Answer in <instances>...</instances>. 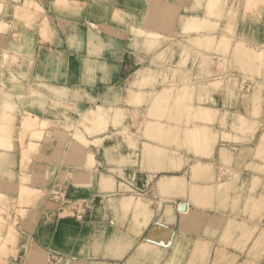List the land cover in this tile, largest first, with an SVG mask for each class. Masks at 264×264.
Instances as JSON below:
<instances>
[{
  "label": "crops",
  "instance_id": "crops-1",
  "mask_svg": "<svg viewBox=\"0 0 264 264\" xmlns=\"http://www.w3.org/2000/svg\"><path fill=\"white\" fill-rule=\"evenodd\" d=\"M36 1L44 7L43 13L48 18L51 34L43 39L39 25H35L34 28L25 24L15 25L14 13L0 15V20L8 21L10 25L7 29L0 30V69L4 66L2 53L5 51L14 53L20 57V66L10 67L4 74L7 77L16 75L22 80L18 81L17 91L30 80L36 83L76 87L80 89L77 93L79 97L76 99L83 102L77 104L84 108L97 104L108 105L109 103H105L106 94L112 90L120 91L119 95L123 97L124 89L132 78L130 74L139 66L124 48L126 41L122 21L127 14L140 15L147 11L148 27L165 33L170 43L171 37L176 36L175 39L183 41L189 35H195L181 34V25L189 16L204 15L203 11L189 13L183 11L184 8L192 7L194 0H162L159 2L162 5L153 4V0H78V4L83 8L79 13L53 10L51 0ZM5 3H12V0H6ZM153 11L159 12L158 19L153 18L151 14ZM181 16L185 17L184 21L180 20ZM239 19L241 20V18L237 20ZM244 23L245 26L242 28L247 30L246 33L256 32L258 38L264 40V17H261L259 22L247 17ZM220 24L222 30L226 21H221ZM219 32L220 30L215 34ZM173 51L176 56L168 67L179 66L181 59L179 53L182 49L177 46ZM196 51L194 48L189 55ZM210 54L215 56L214 53ZM198 62L199 60L193 64L192 59H189V65L194 71L198 69ZM212 70L213 73L217 71L215 67H212ZM8 83L12 85L11 77ZM213 93L215 103L212 105L248 113L246 108L248 103H244L242 99L230 100L222 97L219 91ZM58 110L50 113L48 119L54 120L59 116L62 120L63 115L57 114ZM35 114L44 115L39 109L35 110ZM70 118L75 121L79 117L76 112H72ZM131 120L133 117L129 116L125 123ZM141 121L143 120H140V123ZM217 127L231 133L234 131L230 126L225 128L220 123H217ZM119 131L118 128L114 131L116 134L114 140L119 139L114 145L113 141H107L103 145H94L87 150L82 147V153L79 154L83 160L87 158V161H90L95 154L98 161L87 170L75 157L78 148H73L76 143L69 132L63 135L61 141L57 137L40 140L39 148L30 156L26 167H21L23 150L20 141L16 139L19 147L9 152L10 157L14 158V165L9 173L15 171L18 175L14 179H11L10 174L0 179L4 183L6 194L10 196L18 194L23 173H32L33 178L28 181V185L43 189L44 193L39 200L25 205L24 213L17 218L19 220L17 229L21 232V238L18 245L20 251L15 257L14 264H117V261L118 264H127L140 245H148L152 249L141 257L142 264L144 261H147V264H170L174 259L180 261V264H189L198 242L201 245L211 244V254L205 262L212 264V254L219 244H223L220 240L227 219L232 217L247 221L246 216L233 213L230 207L222 208L215 196L219 184L226 183L229 179L220 182L215 177L210 180L193 178L190 166L199 156L194 150L172 146L182 153L185 160L182 166L177 169L174 167L147 169L139 163H131L137 155L127 146L121 135L117 137ZM133 135L143 147L142 141L145 137L140 135L139 131H135ZM232 143V140L220 139L216 145L214 151L216 171L220 163L221 146L225 144L233 149ZM249 144L250 142L246 143ZM106 146L112 148L109 153H106ZM114 146L115 150L112 151ZM164 148L171 150L169 146ZM249 161L250 157L242 162L232 161L231 164L234 169L241 171L236 187L243 185L244 199L249 195L247 193L252 186V174L246 167ZM80 169L86 170V175L91 180L84 187L76 183L77 180L70 175ZM175 176L180 177V180L172 185L169 180ZM192 188L209 189L212 195L194 199ZM55 189L64 190L65 199L62 196L64 194L53 195L51 192ZM262 191L263 188L258 189L254 194L259 196ZM130 198L131 202L140 201L144 205L141 214L134 220V214L129 212L127 220L118 223L111 211L110 201L119 204L121 201H130ZM182 204L186 205L183 210L180 208ZM240 207H243V200ZM14 213L12 211L11 216L15 217ZM116 229L133 242V251L122 259L97 255L94 252L97 240L101 236L107 240ZM227 249L240 251L233 245H227Z\"/></svg>",
  "mask_w": 264,
  "mask_h": 264
},
{
  "label": "clouds",
  "instance_id": "clouds-1",
  "mask_svg": "<svg viewBox=\"0 0 264 264\" xmlns=\"http://www.w3.org/2000/svg\"><path fill=\"white\" fill-rule=\"evenodd\" d=\"M241 3L244 17H250L255 22H259L261 17H264V0H231V2L230 0H194L192 7L184 8L185 13L203 11L204 15L202 18L189 16L187 22L181 25V34H198L195 39L188 41L189 44L195 45L197 51L190 56V49L178 45L182 51L179 53L181 59L176 69L168 67L175 59L176 53L173 48L176 46L169 42L165 33L148 27L147 11L140 15L129 13L122 21V31L126 41L125 51H128L139 65L130 74L132 78L127 83L126 91L129 97L127 103L136 109L145 107L147 114L155 118L157 122L149 125V131L151 139L158 144L179 147L185 143L181 139L182 134L190 135L183 132L185 116H188L190 120L207 119L211 123L218 113H206L202 106L206 103H215L212 100V94L221 86L226 88L229 99L235 100L236 80L230 75L233 71L242 73L243 81L245 83L250 81L251 87L254 88L250 97L247 95L243 97L246 102L250 101L251 116L258 118L264 114V40L258 38L256 32H238L236 20L240 14ZM34 6L37 12L44 11L38 5ZM51 6L58 12L83 11L78 0H51ZM5 12L6 4L0 0V14ZM180 20L184 21L185 17L181 16ZM221 21H226V25L223 29L224 34L218 39L215 33L221 29ZM200 50L214 53L215 56H205ZM189 59H192L193 64L197 60L201 62L199 65L201 72L196 78L199 82L193 81L190 72L180 70L187 66ZM13 60L15 62V58ZM146 64L147 66H144ZM212 67L217 69L215 73L210 71ZM12 82V87L9 88L0 79V179L8 176L14 165V158L8 155L13 149L14 139H18L24 148L21 167H26L29 157L38 147L34 141L43 140L46 135L51 136L53 129H65L77 144L87 150L109 139L112 135L109 132L110 126L116 128L127 118L124 109L112 107L105 109L97 106L95 110L79 113L75 105L69 103L66 90L49 87L45 83H37L35 87H28L26 92L22 85L21 90L17 91L19 82L15 76L12 77ZM228 84L232 87L228 88ZM178 85L181 86L178 87ZM60 108L76 112L79 118L73 121L67 115L61 114L62 120L59 116L54 120L48 119L50 113ZM37 109L44 115H36ZM128 115L136 120L143 113L136 111L129 112ZM224 115L227 116L228 113ZM165 119L174 122L175 127L159 123ZM238 120L239 127L233 125V129L237 132L254 135L259 130L257 123L249 124L244 116H239ZM196 131L197 134L207 133V129ZM124 134L127 135V129ZM25 140L28 141L27 146L24 145ZM128 140L129 148L134 149L137 155L131 163H139L147 169L179 168L180 161L176 158L177 153L168 151L164 147H141L138 143L132 142L131 137H128ZM255 156L264 161V134L260 137ZM224 163L229 165L231 161L226 160ZM246 167L264 174V164L259 166L249 164ZM223 175H230L231 179L219 184L215 192L220 206L230 207L233 213L247 217V221L239 224L230 221L223 239L234 240L233 246L240 250L251 243L248 254L254 257L251 264H257L264 259V192H261L258 197H254L253 194L258 189L264 188V181L254 178L249 195L244 199L243 185L236 187L239 174L223 168L221 176ZM230 193L234 195L230 196ZM192 195L194 199L207 198L212 193L209 189L193 188ZM110 205L118 223L126 221L129 212L134 214L133 219L136 220L144 207L140 201L135 203L121 201L119 204L110 201ZM11 210L16 213L15 217L9 215V204L6 201H0V264H14L15 257L20 251L18 245L21 232L17 229L19 220L16 217H19L21 213L14 205ZM205 234H208L207 230ZM133 247V242L116 229L107 240H104L103 236L97 240L94 252L104 257L122 259L127 253L133 251ZM151 251L150 246L140 245L127 264H142L141 257ZM208 255L209 245L206 243L201 245L198 242L189 264H205ZM144 264H147V261H144ZM170 264H180V261L174 259Z\"/></svg>",
  "mask_w": 264,
  "mask_h": 264
},
{
  "label": "bare ground",
  "instance_id": "bare-ground-1",
  "mask_svg": "<svg viewBox=\"0 0 264 264\" xmlns=\"http://www.w3.org/2000/svg\"><path fill=\"white\" fill-rule=\"evenodd\" d=\"M3 2L5 3L6 0H3ZM159 2H161V1L160 0H153L152 3L155 4V5L157 3L161 4ZM5 4H6V12L5 13H9V12L14 13V16H15V19H16L15 25L25 24V25H27L28 27H31V28H34L35 25H39V30H40V33H41L43 39H46L51 34V27H50V24H49L47 16L43 12H42V14H40V12H37L36 7L34 6V5H38L39 7L44 9V7L38 1H36V0H12V3H9V4L5 3ZM242 6H243V4H242ZM151 14H152L154 19H158L159 16H160L158 11L157 12L153 11V12H151ZM238 18H241V20L239 19L240 21L239 20L236 21V26H237L238 32L246 33L245 31H247V30H243V28H242V27L245 26L244 22H245V18H246V17H244L243 11L240 12V14L238 15L237 19ZM186 22H187V20L185 21V23ZM243 23H244V25H243ZM9 26L10 25H9L8 21L0 20V30L1 29L2 30L3 29H7ZM223 29H224V27L222 28V30L220 29V32L218 34H215L218 39L220 38L221 35L224 34L223 33ZM197 35H198L197 33H195V35H192V36L189 35V37L185 39L186 41L185 40L180 41L177 38L175 39V37H176L175 36V37H171V41H172V44L174 46H176V47L178 45H183L184 47L190 49L191 51H194V48H196L195 45L189 44L188 41L195 39ZM201 52L205 56H213L212 54H210L208 52H203V50H201ZM2 54H3V58L2 59H3L4 66H3V69H0V74L3 73V75H0V79H2L4 84H7L8 87L11 88L12 85H10L8 83V80H9L10 77L12 78L13 76H15L17 81H21L22 82V80H20L16 75L8 76L9 77L8 78L7 75L4 74V73H5V71L9 70L10 67L20 66V64H19L20 57L18 55L14 54V53H10L9 51H5ZM13 58H15V62H14ZM157 63H159V61ZM200 63L201 62L199 61L198 64L200 65ZM26 65H28V64H26ZM144 66H147V64L144 65ZM22 67H23V64H22ZM172 68L176 69L177 67H172ZM180 70L183 71V72H186V73L190 72V75L193 78V81L194 82H199V81L196 80V78L200 75V72H201L199 66H198V69L196 71H194V68L189 65V60H188L187 66L184 67V68H181ZM210 71L213 72L212 68L210 69ZM239 74H242V73H237L236 72V73H231L230 74L236 80V89H235L236 96L240 95V97L243 98L245 95H247V96L250 97L252 95V91H254V88L251 87V82L250 81L245 83L244 81L241 80L242 82L240 81L241 83L239 85V79H240L239 78ZM236 77H238V79ZM36 84L37 83L34 80L26 81L24 83L25 86L23 87V90L26 92L28 87H30V86L31 87H35ZM47 85L49 87H55L57 89L66 90L68 92V101H69V103L70 104L75 103L73 105H75V107H76V109H77V111L79 113H83V112H85L87 110H95V108L97 106L103 107L102 105L98 104L96 107H94L92 105V106H90L88 108L87 107L84 108L81 104H77V103H83V102H80V101H78V99H76L77 97H79V95L77 94L79 92H77V90H80V89H77L76 87L73 88V87L67 86V85H53V84H47ZM179 86H181V85H178V87ZM227 87L231 88L232 85L228 84ZM126 89H127V87L124 90H126ZM122 90H123V88H122ZM157 90L159 91L160 89L158 88ZM73 91L75 92V95L73 94ZM215 91H219L221 93L222 97L229 99L228 94H227V90H226V88L224 86H221L218 90H215ZM119 92L120 91H117V90L109 91L106 94L105 102L112 103V102L121 100L122 98H123V100H125L126 98L122 97V95L121 96L119 95V99H117V94H120ZM128 99H129V97H128ZM212 100L215 101L214 93L212 94ZM234 104H236V103L234 102ZM109 107H112L114 109H116V108L124 109L125 110V115L127 117L126 119H128L129 116H131V115H128L129 112L139 111L140 113H143V115L139 116L138 119H136V120L133 119V120L127 122V123L122 124V127L120 129L121 133H125V129H127V134H129V133H131L130 132L131 130H133L134 128H137V131H139L140 134L142 133V136L145 137V139L142 141L143 147L144 146H147V147H164V146H166V145H160V144H158L157 141L151 139L150 131H149V125L150 124H154L157 121L155 120L154 117H151L149 114H147L146 108L140 107L139 109H136L135 107L132 108L130 105H128V106H115L113 104H108V105L106 104V108L105 107L104 108L107 109ZM202 107H203V109H204V111L206 113L216 112L218 114L215 116L214 120L211 123H209L207 119H191L190 120L188 118V116H185L184 117V123H183V132L187 133V134H190V133L191 134L190 135H186V136L182 134L181 139H182V141H185V143H183L182 146H179L180 148L186 147L188 150H192V151L194 150L195 153L197 155H199V156H197V158L194 161H192V164L190 166L191 174H192L194 179L210 180L209 177H211V179H214V177H215V179L217 178V180H219L220 182H223L224 180H227V178L224 177V175L221 176V170L220 169L222 168L223 163L226 160H230L231 161V159H235V158H237V159L242 158V160H244V159L250 157V161L247 163L248 165L252 164L254 166H259L261 164H264L263 161H260L259 159L256 160V158H255V152H256V150H257V148L259 146L260 137H261L262 134H264V130L259 135V138L257 139V142L255 143L254 146L245 145L244 143L236 142V141H234V139H236V138L237 139L240 138V139L243 140V139L249 137L250 140H252L254 137L252 135H246V134H244L245 136L244 135L242 136L239 133H236L235 131H233L231 133V131L228 132L227 130H224V128L223 129H219L217 127V123H221V125L223 127H225V128L228 127V126H230V127L232 126V121H230L229 116H231V114L234 112V109L221 108L219 106L217 107L215 105H212V103H206ZM72 112L73 111H68V110H65L63 108H60L58 110L57 114H59V115L64 114V115H67L68 117H70ZM225 113H228V115L225 116L224 115ZM238 115H239V113H238ZM244 118H245V116H244ZM140 120H143V121H141L142 123H140ZM246 120L250 121V119H247V118H246ZM252 121L255 122L254 120H252ZM262 122H264V118L261 119L260 123H262ZM159 123L164 124V125H166L168 127H175V123L174 122H170L167 119L159 121ZM249 124H251V123L249 122ZM236 125H238V124H236ZM197 129H207V133L206 134L205 133L197 134V131H196ZM263 129H264V126H263ZM52 131H53V134L51 136H47L46 135L44 137V140L45 139L47 140V138L49 139V138L57 137L58 140L61 141L63 135L68 132V131H66L65 129H62V128L53 129ZM109 132L112 133L111 137L109 139L103 140L102 143H106V141L111 140L113 136L116 137V134H114V130L111 129V126L109 128ZM192 137H194V139ZM220 139L221 140L231 139L233 141L232 147H233L234 151L228 145L224 144V145L221 146V148H220V152H221L220 163L218 164V166H219L218 167V171H216L214 151H215L216 145L218 144V142H220ZM231 140H228V141H231ZM131 141L135 142V143H138V139L134 138L133 136H131ZM34 143L39 145L40 141H34ZM61 143H63V142H61ZM102 143H100V144L103 145ZM27 144H28V141L25 140L24 145L27 146ZM76 144L73 145L74 147L72 146L75 149L76 148L79 149V150L76 149V152H77V154L75 156L76 159H79L80 160L79 162L83 163L85 165V169L86 170L88 168H91V166H90L91 164L90 163L88 164L87 158H85L83 160V158L79 154V153H82V147L79 144H77V145ZM127 144L129 145V141H127ZM77 146H80L81 148L77 147ZM18 147L19 146L17 145V143H16V141L14 139L13 140V149L12 150L17 149ZM38 148H39V146L37 147V149ZM170 148H171L170 151L177 153V157L176 158L180 161V166H182L183 163L185 162V160H184V158L182 156V153H180L179 150L173 149L172 146ZM111 149H112L111 146H106L105 147L106 153H109V150H111ZM91 153L94 154L93 152H91ZM8 155H9V153H8ZM200 157H202V158H200ZM108 158H109V156H108ZM114 159H115V157H114ZM205 160H207V161H205ZM86 170L80 169L79 171H73L72 173H70V175H73L74 178L77 180L76 183L80 184L81 187L87 186L90 183V181H91L90 178L87 177V175H86L87 174ZM248 170L252 174L251 175V180L252 181H253L254 178L264 179V177H263L264 175L263 174L258 173V172L254 171V170H251V169H248ZM12 172H13V174H12ZM12 172L10 173V175H11V178L14 179V178L17 177L18 174L16 172L14 173V171H12ZM232 172L233 173H238V174L241 175V171L237 170L236 168L233 169ZM31 174L32 173H30V174L24 173L21 176V178H23L24 181H26V182L30 181L33 178V175H31ZM164 180H166V179H164ZM179 180H180V177H176L175 176V177L170 178L169 181L171 182L172 185H175V184H177L179 182ZM166 181L168 182V180H166ZM170 182H168V183L170 184ZM223 183H225V182H223ZM169 184H167V185H169ZM25 185H26L25 188H23L21 191H19V194L17 195V199L20 198L22 200H26L28 203H32L33 201L38 199L39 196L43 195V189H40L38 187L29 186L28 184H25ZM3 187H4V183H2L0 181V200L3 199V201H4L5 200L4 195H1ZM247 194H249V193H247ZM131 200H132V198H130V201ZM20 206H22V205H20ZM222 217L224 218V216H222ZM230 221H235L237 224H239V223H241L244 220L240 221L239 219L237 220L236 218H232L231 217V218L227 219V221L225 222L224 228H225V226L227 227L229 225ZM223 233L225 234V231H223ZM224 234H222L221 240L223 239ZM208 245H209V255L206 257V259H208V257H210V254H211V250H210L211 244L209 243ZM250 248H251V243H249V245L246 247V249L244 248V250L249 252ZM228 251L229 250L227 249V247L225 245L219 244L217 249L214 251V254H212V256H213V263L212 264H217V262H218V261L217 262L215 261V258H216L215 255L218 256L220 254L221 256L223 255L222 257L225 258V255H227V253L228 254L229 253H234V255H236V253H237L236 251H231V252H228ZM221 256H220V258H222ZM232 257L233 256H231V258ZM197 258L199 259V254H198ZM220 258H218V259H220ZM205 264H206V262H205Z\"/></svg>",
  "mask_w": 264,
  "mask_h": 264
},
{
  "label": "rangeland",
  "instance_id": "rangeland-1",
  "mask_svg": "<svg viewBox=\"0 0 264 264\" xmlns=\"http://www.w3.org/2000/svg\"><path fill=\"white\" fill-rule=\"evenodd\" d=\"M160 1H162V0H160ZM40 14H42L41 12H40ZM1 16H3L2 14H0ZM236 72V71H235ZM237 79H238V77H236ZM239 85H240V83L243 81V74H239ZM242 78V79H241ZM242 80V81H241ZM241 81V82H240ZM259 82V81H258ZM241 87V86H240ZM78 89V88H77ZM77 92H80V90H77ZM124 92H126L124 95H123V97H125L126 99L125 100H123V98L121 99V100H118V101H115V102H112V103H109V104H113V105H115V106H119V105H117L118 103H126L125 105H123V106H128V104H127V99H128V94H127V91L125 90ZM126 95V96H125ZM236 99H242V101L244 102V103H248L247 105H246V108H247V110H248V113H244V112H241L240 110H238V109H234V112L231 114V116H229V118H230V121H232V129H233V124H238L239 125V121H238V116H245V119L247 118V119H250V121H248V122H250V123H252L253 121L252 120H254L255 121V123H257L258 124V126H259V130L258 131H256L255 132V134L253 135V134H251V133H249V134H246V135H252L254 138L252 139V140H250V138L249 137H247V138H245V139H240V138H236V139H234V141H236V142H239V143H244L245 145H246V143L247 142H250V144L249 145H252V146H254L255 145V143L257 142V139L259 138V135L261 134V132L264 130L263 129V127H262V123H260L261 122V119H263L264 118V114H262L260 117H258V118H254V117H252L251 116V105H250V101H248V102H246L242 97H240V95L239 96H236ZM105 103H107V102H105ZM115 103V104H114ZM117 103V104H116ZM98 105V104H97ZM97 105H93L94 107H96ZM100 105H102L103 107H105L106 108V104H100ZM122 106V105H121ZM238 113H239V115H238ZM243 115H242V114ZM241 114V115H240ZM126 120V119H125ZM125 120H124V122H123V124L125 123ZM237 120V121H236ZM252 121V122H251ZM237 122V123H236ZM221 124V123H220ZM238 125H236L237 127H239ZM17 126H19V125H17ZM121 126L122 125H120V126H117L116 128H118V130H120L121 129ZM261 126V127H260ZM116 128H112L111 127V129L112 130H116ZM234 130V129H233ZM135 131H137V128H134L133 130H131L130 132L131 133H129V134H127V135H125L124 133H121L120 131H119V133L120 134H118L117 135V137H119V135H121L122 136V138H123V140L126 142V144H127V141H129L128 140V137H131V136H133L134 137V132ZM235 131V130H234ZM236 133H239L240 135H244L245 133H241V132H237V131H235ZM139 134H140V132H139ZM191 134V133H190ZM140 135H142V133L140 134ZM127 136V137H126ZM145 136V135H144ZM186 136V135H185ZM245 136V135H244ZM135 138H137V137H135ZM228 140H231V139H228ZM15 141H16V139H15ZM109 141H113V145H114V142H116V141H118L119 142V139L118 140H114V136L112 137V139L111 140H109ZM107 142V141H106ZM16 143H17V145H18V142L16 141ZM102 144H104V143H102ZM97 145H100V144H97ZM96 145V146H97ZM127 146H128V144H127ZM22 147V146H21ZM129 147V146H128ZM133 152H134V149H132V148H130ZM22 150L24 151V148H22ZM115 150V146H114V148H113V150L112 151H114ZM233 150V149H232ZM13 151V150H12ZM234 151V150H233ZM93 155V154H92ZM30 158V157H29ZM255 158H256V156H255ZM106 159H107V156H106ZM256 160H258V158H256ZM231 161H236V162H242L243 160H242V158H239V159H237V158H235V159H231ZM261 161V160H260ZM97 158H96V156H95V154L93 155V157H92V159L90 160V161H88V164L90 163L91 165L92 164H97ZM264 162V161H263ZM232 162L229 164V165H226L225 166V163H223V166H222V168L221 169H223V168H227L230 172H232V170L234 169L233 167H232ZM94 167V166H93ZM220 169V170H221ZM12 172V171H11ZM14 173H15V171H14ZM233 173V172H232ZM259 173V172H258ZM10 174V173H9ZM12 174H13V172H12ZM24 174V173H23ZM264 175V174H263ZM228 176V177H227ZM11 177V176H10ZM224 177H226L227 179H231V177H230V175H224ZM239 177H240V174H239ZM264 177V176H263ZM12 179V178H11ZM229 179V180H230ZM21 180H22V185H21V188H20V190L19 191H21L23 188H25V184H28L26 181H24V179L23 178H21ZM262 181H264V179H261ZM25 182V183H24ZM263 192H264V188H263ZM44 193V192H43ZM53 195H62V194H64V195H62V196H64V199H65V197H66V194L64 193V190L62 191V189H55V190H53L52 192H51ZM18 194H19V192H18ZM17 194V195H18ZM1 195H4V197H5V200L4 201H6L8 204H9V209H10V211H9V215L11 216L12 214H11V212H12V207H13V205L15 206V208H17V209H19L20 210V213H24V210H23V207L25 206V205H28V204H31V203H28L26 200H22V199H17V195H12V196H10V195H8V194H6V192H5V190H4V187L2 188V192H1ZM254 195V197H256L257 195H255V194H253ZM40 197H42V195L41 196H39V198ZM258 197V196H257ZM39 198L38 199H36V200H39ZM35 200V201H36ZM0 201H3V199L2 200H0ZM20 205H22V206H20ZM14 215L16 216V213H14ZM6 219H7V217H5ZM16 218H18V217H16ZM237 220H238V218H236ZM240 221H242V219H239ZM9 223H11L10 221H9ZM228 229V226L226 227L225 226V228H224V230L223 231H225L226 232V230ZM224 234V233H223ZM5 235H6V232H5ZM220 241H222L221 243H223V245H225L226 247H227V245H234V240H232V241H226V240H224V239H222V240H220ZM236 248V247H235ZM245 249H246V247H245ZM240 250V249H239ZM250 250V249H249ZM228 252H231V250H229ZM237 253H236V255H234V253H227V255L229 256H227V255H225V258L224 257H222L220 254L217 256V255H215V261L217 262V264H251V262L253 261V259H254V257L253 256H250L248 253L249 252H247V251H245L244 249L243 250H240V251H236ZM233 256L232 258H231V256ZM220 256L222 257V258H220ZM218 258H220V259H218ZM257 264H264V259H262V260H260V261H258L257 262Z\"/></svg>",
  "mask_w": 264,
  "mask_h": 264
},
{
  "label": "water",
  "instance_id": "water-1",
  "mask_svg": "<svg viewBox=\"0 0 264 264\" xmlns=\"http://www.w3.org/2000/svg\"><path fill=\"white\" fill-rule=\"evenodd\" d=\"M185 206H186L185 204H182V205L180 206V208H181V209H184Z\"/></svg>",
  "mask_w": 264,
  "mask_h": 264
}]
</instances>
